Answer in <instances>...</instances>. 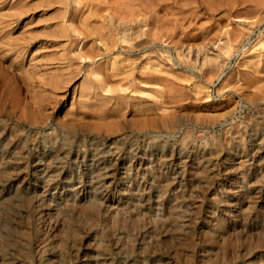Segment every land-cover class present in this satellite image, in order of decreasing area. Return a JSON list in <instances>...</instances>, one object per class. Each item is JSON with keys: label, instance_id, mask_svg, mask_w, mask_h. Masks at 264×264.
I'll return each mask as SVG.
<instances>
[{"label": "rangeland", "instance_id": "1", "mask_svg": "<svg viewBox=\"0 0 264 264\" xmlns=\"http://www.w3.org/2000/svg\"><path fill=\"white\" fill-rule=\"evenodd\" d=\"M227 1L0 0V264H264V0Z\"/></svg>", "mask_w": 264, "mask_h": 264}, {"label": "bare ground", "instance_id": "2", "mask_svg": "<svg viewBox=\"0 0 264 264\" xmlns=\"http://www.w3.org/2000/svg\"><path fill=\"white\" fill-rule=\"evenodd\" d=\"M67 1V0H66ZM128 1H130V0H128ZM227 1V0H226ZM229 1V0H228ZM227 1V2H228ZM238 1V0H237ZM63 2V1H62ZM253 2V1H252ZM68 3V2H67ZM138 3V2H137ZM256 3H257V0H256ZM66 4V3H65ZM145 4V3H144ZM150 4H152V3H150ZM229 5V4H228ZM125 6H126V4H125ZM153 6V5H152ZM234 6V5H233ZM68 7V6H67ZM118 7V6H117ZM130 7V6H129ZM232 7V6H231ZM65 8V7H64ZM150 8V7H149ZM67 10V9H66ZM69 10V9H68ZM139 11V10H138ZM140 12V11H139ZM147 12V11H146ZM152 12V11H151ZM141 13V12H140ZM64 14V13H63ZM122 14H123V12H122ZM110 15V14H109ZM134 15V14H133ZM110 17V16H109ZM144 17V16H143ZM161 19V18H160ZM158 21H159V18H158ZM151 23H152V21H150ZM64 23V22H63ZM145 23H146V21H145ZM156 23H159V22H156ZM154 24H155V22H154ZM150 25V24H149ZM164 25V24H163ZM168 25V24H167ZM100 26V25H99ZM102 27V26H101ZM127 27H128V25H127ZM140 27V26H139ZM148 27V26H147ZM156 27V26H155ZM157 28H158V26H157ZM99 29V28H98ZM140 29H141V27H140ZM96 30V29H95ZM103 30V29H102ZM139 30V29H138ZM155 30H157V29H154V32H155ZM160 30V29H159ZM158 30V31H159ZM151 33V32H150ZM158 33H160V31L158 32ZM164 33V32H163ZM157 34V33H156ZM148 35H149V32H148ZM208 35V34H207ZM161 36H162V34H161ZM159 37V36H158ZM168 40V39H167ZM229 40V39H228ZM127 42V41H126ZM146 42V41H145ZM241 42V41H240ZM138 44H140V43H138ZM137 44V45H138ZM227 45V44H226ZM150 46V45H149ZM230 46H232V45H230ZM124 47V46H123ZM153 47V46H152ZM225 47V46H224ZM227 47V46H226ZM126 48V47H125ZM128 48V47H127ZM151 48V47H150ZM150 48H148V49H150ZM228 49L230 48L229 46L227 47ZM232 48L234 49V47L232 46ZM232 48H231V50H232ZM222 49H223V47H222ZM153 50V49H152ZM229 51V50H228ZM232 51H230V53H231ZM124 53V52H123ZM226 54V53H225ZM215 64V63H214ZM216 65V64H215ZM53 74V73H52ZM51 93V92H50ZM116 99V98H115ZM82 101V100H81ZM133 102V101H132ZM115 104V103H114ZM106 105V104H105ZM88 108V107H87ZM85 109V108H84ZM88 109H90V108H88ZM95 109V108H94ZM100 109V108H99ZM115 109V108H114ZM91 110V109H90ZM93 110V109H92ZM104 110V109H103ZM116 110V109H115ZM105 111V110H104ZM111 111H112V108H111ZM118 112V111H117ZM106 113V112H105ZM112 113V112H111ZM121 113V112H120ZM90 114V113H89ZM95 114V113H94ZM98 114H100V113H98ZM102 114V113H101ZM109 114H110V112H109ZM103 115V114H102ZM105 115V114H104ZM108 115V114H107ZM115 115V114H114ZM99 116V115H98ZM106 116V115H105ZM104 116V117H105ZM112 116H113V114H112ZM116 116V115H115ZM122 116V115H121ZM120 116V117H121ZM75 118V117H74ZM101 118H102V116H101ZM145 118V117H144ZM143 118V119H144ZM116 120V119H115ZM147 120V119H146ZM99 121V120H98ZM117 121V120H116ZM119 121V120H118ZM143 121V120H142ZM110 122V121H109ZM107 123V122H106ZM116 123V122H115ZM145 123H146V121H145ZM148 123V122H147ZM109 124V123H108ZM108 124L106 125L107 127H108ZM112 123H110V125H111ZM109 125V126H110ZM113 125V124H112ZM115 125V124H114ZM153 125V124H152ZM142 126V125H141ZM152 128H153V126H151ZM110 128V127H109ZM117 128V127H116ZM117 130V129H116ZM146 131V130H145ZM53 143V142H52ZM72 144V143H71ZM50 152V151H49ZM65 165V164H64ZM106 172V171H105ZM165 179V178H164ZM99 241V240H98ZM99 243V242H98Z\"/></svg>", "mask_w": 264, "mask_h": 264}]
</instances>
